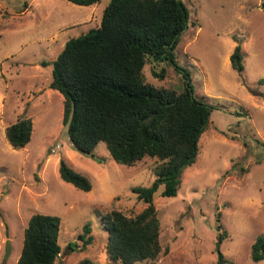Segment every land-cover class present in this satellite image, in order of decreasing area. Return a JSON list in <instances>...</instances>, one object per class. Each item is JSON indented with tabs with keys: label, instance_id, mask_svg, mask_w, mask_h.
<instances>
[{
	"label": "rangeland",
	"instance_id": "rangeland-1",
	"mask_svg": "<svg viewBox=\"0 0 264 264\" xmlns=\"http://www.w3.org/2000/svg\"><path fill=\"white\" fill-rule=\"evenodd\" d=\"M109 2L0 0V264H16L35 213L60 220L55 264H120L107 258L102 216L134 217L146 207L132 189L151 186L155 160L119 165L103 143L94 157L75 151L62 123L64 98L48 86L65 43L99 27ZM181 2L190 18L174 51L176 65L148 60L145 82L180 93L187 73L194 97L213 110L177 196L162 197L163 186L153 195L161 245L156 263L215 264L217 236L225 234L220 251L230 264H264L250 257L255 239H264V0ZM237 45L241 73L229 59ZM18 117L29 118L33 130L28 145L14 150L5 129ZM60 160L90 181L89 192L60 178ZM85 225L92 241L80 250Z\"/></svg>",
	"mask_w": 264,
	"mask_h": 264
},
{
	"label": "trees",
	"instance_id": "trees-1",
	"mask_svg": "<svg viewBox=\"0 0 264 264\" xmlns=\"http://www.w3.org/2000/svg\"><path fill=\"white\" fill-rule=\"evenodd\" d=\"M65 1L85 7L100 2ZM261 7L264 11V2ZM189 18L181 0H110L99 27L69 39L52 62L48 86L64 98L62 123L75 151L94 157V149L103 143L119 165L131 167L144 158L155 160L151 186L132 189L146 207L134 217L120 211L102 216L108 233L105 252L113 263L157 264L160 225L153 195L163 186L162 197L177 196L182 174L196 162L200 137L210 123L213 107L194 97L187 73L182 76L186 84L180 93L155 89L143 74L148 60L176 65L174 51ZM229 59L233 70L243 72L239 45ZM153 75L164 78L163 71H153ZM32 130L29 118L18 117L5 129L7 143L14 150L26 147ZM58 171L74 188L91 190L90 181L63 160ZM59 231L58 217L33 214L16 264H55L61 252ZM224 235L217 236L215 264H230L220 251ZM77 239L82 242L80 250L91 244L89 225L83 226ZM250 257L253 262L264 261L262 237L255 239ZM79 264L91 263L83 260Z\"/></svg>",
	"mask_w": 264,
	"mask_h": 264
}]
</instances>
